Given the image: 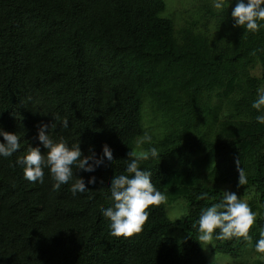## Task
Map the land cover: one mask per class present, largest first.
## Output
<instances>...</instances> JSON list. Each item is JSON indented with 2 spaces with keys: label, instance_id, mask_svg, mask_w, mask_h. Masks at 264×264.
Masks as SVG:
<instances>
[{
  "label": "trees",
  "instance_id": "trees-1",
  "mask_svg": "<svg viewBox=\"0 0 264 264\" xmlns=\"http://www.w3.org/2000/svg\"><path fill=\"white\" fill-rule=\"evenodd\" d=\"M234 6L198 5L176 39L164 0H0V128L21 137L20 150L0 157V264H209L196 221L224 187L252 196L257 219L250 242L214 238L212 252L249 251L264 264L255 251L264 230V125L251 107L264 86V28L233 27ZM145 101L157 135L146 130ZM57 116L68 118V129ZM41 123H56L49 134L79 141L84 155L100 157L107 145L116 162L74 169L90 190L76 196L71 182L53 191L47 169L43 184L27 181L15 161L38 146ZM146 134L142 150L156 146L160 159L141 167L167 199L147 209L142 231L115 237L101 214L112 204L107 188ZM179 201L185 211L171 220L167 208Z\"/></svg>",
  "mask_w": 264,
  "mask_h": 264
},
{
  "label": "clouds",
  "instance_id": "clouds-1",
  "mask_svg": "<svg viewBox=\"0 0 264 264\" xmlns=\"http://www.w3.org/2000/svg\"><path fill=\"white\" fill-rule=\"evenodd\" d=\"M232 0H213L212 7L219 12L225 11ZM231 17L233 27L243 28L247 32L256 33L264 28V0H235ZM251 107L257 111L255 120L264 125V86L256 90V98ZM59 125L68 129L67 117H54ZM57 124L41 123L37 127L36 140L38 146H28L23 156H18L15 163L23 168V176L29 182L43 184L45 169L53 181L52 190H60L62 185L71 182L69 191L73 196L78 193L90 191L86 187L85 180L74 176L75 170L85 173H93L97 169L107 165H113L114 154L107 145L103 146L102 155L97 157L94 151L84 155L79 141L69 143L63 136L54 139L49 134L50 128H56ZM0 157L13 156L21 149V137L16 133H10L0 128ZM151 143V136L145 135L141 144ZM41 148L46 150L42 153ZM124 174L115 175L107 188L109 195L106 197L112 201L111 206L103 208L101 214L110 221L111 235L115 237H128L139 233L149 217L150 206H158L167 199L165 193L158 190L152 183V173L141 167L142 161L160 159L159 149L151 146L139 152H129ZM239 165V160H237ZM238 186L247 183V176L242 167L237 168ZM95 176H90L87 184L94 185ZM104 189L101 187L100 190ZM99 190V191H100ZM257 219V213L252 211L246 200L238 198L236 192L224 191L221 200L203 209L199 215L197 224L198 241L208 244L215 239L242 238L251 241L249 230ZM216 230H219L218 232ZM255 251L264 254V230L260 232V239L255 243Z\"/></svg>",
  "mask_w": 264,
  "mask_h": 264
},
{
  "label": "rangeland",
  "instance_id": "rangeland-1",
  "mask_svg": "<svg viewBox=\"0 0 264 264\" xmlns=\"http://www.w3.org/2000/svg\"><path fill=\"white\" fill-rule=\"evenodd\" d=\"M164 3L165 10L162 14V17L170 20L173 23L176 39H179L180 30L187 27V25L192 24L193 21L195 22V20L197 19L196 11L198 5H205L212 12L218 11L212 7L213 0H164ZM208 30H210V36H217V32L214 29L213 25H209ZM253 74L259 76V71L256 69ZM211 105H213L212 102ZM151 112L152 109L150 108V105L147 104L145 101L144 123L146 130L157 135L160 133L159 122L157 120L154 121ZM142 140L143 138L139 139L136 142L135 150L137 152L142 150ZM224 191L233 192L229 188L225 187ZM239 198L246 200L248 204L253 201L252 196H240ZM184 211L185 206L183 202L179 201L174 204H171L167 208V215L169 219L174 220L182 216ZM201 244L209 264H254V262H256L257 260V257L254 255V253L249 251L245 252L250 248V246H248L246 250L243 251V253L245 252L243 255H239L240 257H227L224 255H215L212 252V241L208 244Z\"/></svg>",
  "mask_w": 264,
  "mask_h": 264
}]
</instances>
